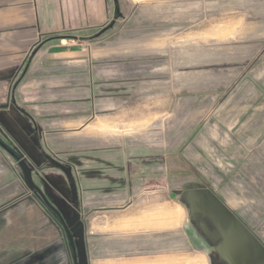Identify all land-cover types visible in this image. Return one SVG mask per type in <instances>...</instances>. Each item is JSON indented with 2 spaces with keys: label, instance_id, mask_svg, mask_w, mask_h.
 Segmentation results:
<instances>
[{
  "label": "rangeland",
  "instance_id": "rangeland-1",
  "mask_svg": "<svg viewBox=\"0 0 264 264\" xmlns=\"http://www.w3.org/2000/svg\"><path fill=\"white\" fill-rule=\"evenodd\" d=\"M109 4L74 70L54 58L0 96L11 234L55 224L74 264H218L179 201L203 185L264 243V0Z\"/></svg>",
  "mask_w": 264,
  "mask_h": 264
},
{
  "label": "crops",
  "instance_id": "crops-1",
  "mask_svg": "<svg viewBox=\"0 0 264 264\" xmlns=\"http://www.w3.org/2000/svg\"><path fill=\"white\" fill-rule=\"evenodd\" d=\"M109 7V0H0V96L12 81L13 73L26 71L35 76L52 71L49 64L54 58L67 59L68 68L74 70V62L88 55L84 42L80 41L90 39L87 34L91 25L107 21ZM80 29L87 32L85 36L75 34ZM52 36L70 38L51 39ZM32 76L28 79L30 84L35 81ZM12 207L9 204L0 208V264H74L64 235L55 224L35 226L28 236L26 228L11 234L10 223L16 220V215H23L20 211L11 213ZM167 213L170 221L179 224L183 207L179 205L176 212ZM91 230L88 227V232ZM27 237L34 251L24 250ZM185 256L189 264H206L203 254ZM97 264L108 263L99 260ZM125 264H147V261Z\"/></svg>",
  "mask_w": 264,
  "mask_h": 264
},
{
  "label": "water",
  "instance_id": "water-1",
  "mask_svg": "<svg viewBox=\"0 0 264 264\" xmlns=\"http://www.w3.org/2000/svg\"><path fill=\"white\" fill-rule=\"evenodd\" d=\"M179 201L188 208L190 224L222 263L264 264V244L211 189H184Z\"/></svg>",
  "mask_w": 264,
  "mask_h": 264
},
{
  "label": "flooded vegetation",
  "instance_id": "flooded-vegetation-1",
  "mask_svg": "<svg viewBox=\"0 0 264 264\" xmlns=\"http://www.w3.org/2000/svg\"><path fill=\"white\" fill-rule=\"evenodd\" d=\"M193 226V225H192ZM194 227V226H193ZM202 238H203V242L205 243V245H207V246H209V248H210V250H213V246H211V244H209L208 242H206V240H205V238L202 236V235H200ZM215 255V254H214ZM215 257H216V260H217V263L218 264H223L222 262H221V260H219L218 259V257L215 255Z\"/></svg>",
  "mask_w": 264,
  "mask_h": 264
},
{
  "label": "trees",
  "instance_id": "trees-1",
  "mask_svg": "<svg viewBox=\"0 0 264 264\" xmlns=\"http://www.w3.org/2000/svg\"><path fill=\"white\" fill-rule=\"evenodd\" d=\"M53 38H70V37H66V36H64V37H56V36H54V37H51V39H53ZM194 187V186H193ZM199 188V187H207V186H203V185H199V186H195L194 187V189L195 188ZM208 189H209V187H207ZM213 191V190H212ZM179 193H181V192H179ZM217 195V194H216ZM218 196V195H217ZM219 197V196H218ZM220 198V197H219ZM221 199V198H220ZM181 204H182V202H181ZM186 207V206H185ZM257 237V236H256ZM258 238V237H257ZM258 240H259V238H258ZM261 241V240H260ZM262 242V241H261ZM263 243V242H262ZM264 244V243H263ZM224 264V263H223Z\"/></svg>",
  "mask_w": 264,
  "mask_h": 264
}]
</instances>
